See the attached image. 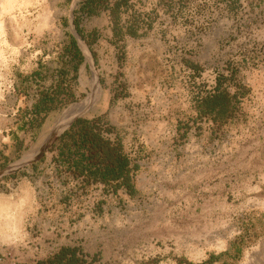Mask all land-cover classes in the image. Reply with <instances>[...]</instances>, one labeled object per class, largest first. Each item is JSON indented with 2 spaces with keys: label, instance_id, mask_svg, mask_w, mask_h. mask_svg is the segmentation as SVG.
<instances>
[{
  "label": "rangeland",
  "instance_id": "rangeland-1",
  "mask_svg": "<svg viewBox=\"0 0 264 264\" xmlns=\"http://www.w3.org/2000/svg\"><path fill=\"white\" fill-rule=\"evenodd\" d=\"M118 2L0 0V263L264 264V0ZM79 113L131 189L82 186L61 136L29 163Z\"/></svg>",
  "mask_w": 264,
  "mask_h": 264
},
{
  "label": "trees",
  "instance_id": "trees-1",
  "mask_svg": "<svg viewBox=\"0 0 264 264\" xmlns=\"http://www.w3.org/2000/svg\"><path fill=\"white\" fill-rule=\"evenodd\" d=\"M101 1L103 0H86L82 3V9H88L89 14L95 13L92 7L99 5ZM118 1L116 8L127 7L129 0ZM215 1L220 3L227 0ZM232 2L237 3L239 0H232ZM126 34L131 37H137L136 30L130 27L127 28ZM228 101L227 97H222L212 103L214 105H222L224 114L228 110ZM47 102L49 101L44 98L42 102L34 106L29 112L31 118H36L40 114L49 112L50 108L46 106ZM100 121V119L91 121L77 120L61 135L59 148L60 146L64 149L67 148L69 153H73L77 157L72 162L73 166L68 168V171L74 167L72 171L77 175V179H82V186L97 183L113 186L115 183L121 182L119 185L131 189V173L137 169V166L122 152L120 142L111 141L102 135ZM25 127L26 125L23 124L18 126L20 130H24ZM105 131L108 132L109 129H105ZM71 148H74L73 152L70 151ZM61 155H63L62 152ZM81 263L82 261L76 256L74 249L62 248L55 256L38 264Z\"/></svg>",
  "mask_w": 264,
  "mask_h": 264
},
{
  "label": "crops",
  "instance_id": "crops-1",
  "mask_svg": "<svg viewBox=\"0 0 264 264\" xmlns=\"http://www.w3.org/2000/svg\"><path fill=\"white\" fill-rule=\"evenodd\" d=\"M150 1H151V0H139V3H140L139 5H141L142 7L145 8L146 5L148 4V2H150ZM153 1H154V2H157L158 0H153ZM170 1H171L170 3H175V2H178V3H179V5H178L179 11H178V12H179L181 15L185 13L184 11H185L186 9H188L187 6H186L187 3H188V2H192V0H170ZM203 1H204L203 3H207L209 0H203ZM212 2H214L216 5L219 6V3L216 2L215 0H212ZM144 8H143V9H144ZM144 10H145V9H144ZM167 15H168V16H171V15L176 16V12H173V10L171 9V12L167 13ZM162 16H164L163 11L158 12V17L161 18ZM165 18H167V17H165ZM160 20H161V19H160ZM154 30H156V29L154 28ZM146 32H147V31H146ZM142 36H144V35H142ZM160 39L162 40L161 37H160ZM161 55H162V52L160 53V57H161ZM49 115H50V112H47V113L44 114V121H45V119H46ZM65 124H66V123H65ZM44 125H45V123H44ZM44 125H41V130H43V132H44V129H45V126H44ZM69 128H70V127H69ZM69 128H68V129H69ZM13 129H14V128L12 127L11 130H13ZM68 129H66L65 131H67ZM24 130H25V129H24ZM65 131H64V132H65ZM64 132H63V133H64ZM20 137H22V135H21ZM48 138H49V137H48ZM47 140H48V139H47ZM47 140H46V141H47ZM45 143H46V142H45ZM45 143H44V144H45ZM44 144H43V145H44ZM36 154H37V153H36ZM36 154H34V157H33L31 160H33V159L38 155V154H37V155H36ZM35 161H36V160H35ZM35 161H34V162H35ZM59 175H60V174H59ZM59 175L57 174V176H59ZM62 177H63L62 175L59 176L60 180H63ZM81 180H82V179H80V181H81ZM62 184H63V182H61V185H62Z\"/></svg>",
  "mask_w": 264,
  "mask_h": 264
},
{
  "label": "water",
  "instance_id": "water-1",
  "mask_svg": "<svg viewBox=\"0 0 264 264\" xmlns=\"http://www.w3.org/2000/svg\"><path fill=\"white\" fill-rule=\"evenodd\" d=\"M84 1H86V0H79V2H84ZM81 114H82V113H79L77 116L72 117L70 120H68V121L66 122V124L63 125V126L61 127L60 131H57V132L52 133V134L49 136V138H48V140L46 141V143L44 144V147L42 148V150L39 152V154H38L33 160L29 161V163H33L35 160H37L38 158H40V156L42 155V153H43L46 149H48L49 147H51V146H52V145L58 140V138L63 134V132H64L66 129H68L69 127L72 126L73 122H74L77 118H79V117L81 116Z\"/></svg>",
  "mask_w": 264,
  "mask_h": 264
},
{
  "label": "bare ground",
  "instance_id": "bare-ground-1",
  "mask_svg": "<svg viewBox=\"0 0 264 264\" xmlns=\"http://www.w3.org/2000/svg\"><path fill=\"white\" fill-rule=\"evenodd\" d=\"M1 264V263H0Z\"/></svg>",
  "mask_w": 264,
  "mask_h": 264
}]
</instances>
